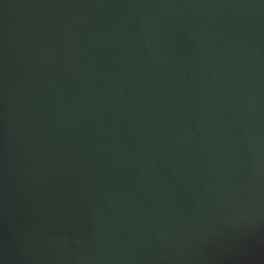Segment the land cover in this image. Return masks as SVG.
Instances as JSON below:
<instances>
[{
  "label": "water",
  "instance_id": "obj_1",
  "mask_svg": "<svg viewBox=\"0 0 264 264\" xmlns=\"http://www.w3.org/2000/svg\"><path fill=\"white\" fill-rule=\"evenodd\" d=\"M0 264H264V0H0Z\"/></svg>",
  "mask_w": 264,
  "mask_h": 264
}]
</instances>
